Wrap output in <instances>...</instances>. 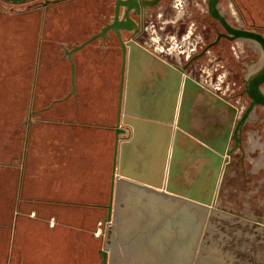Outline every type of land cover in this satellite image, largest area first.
Here are the masks:
<instances>
[{
	"label": "rangeland",
	"instance_id": "1",
	"mask_svg": "<svg viewBox=\"0 0 264 264\" xmlns=\"http://www.w3.org/2000/svg\"><path fill=\"white\" fill-rule=\"evenodd\" d=\"M44 1L0 0V56L16 59L17 70L16 85L11 80L9 87L2 86L1 101L11 99L14 91L18 101L30 99L29 73L31 70L34 93L36 69H41L43 63L40 53L45 73L50 75V88L57 81L63 82L64 75L68 82L71 68L64 48L88 39L114 13V0H51L43 5ZM153 1L144 0L146 8ZM191 1L197 5L202 2ZM188 2L162 1L159 14L153 9L148 20L146 37L134 39L127 35L137 46L132 52L123 122L136 136L126 140L120 150L122 173L116 174L112 219L98 222L103 249L112 254V264H264V220L249 219L264 214V172L256 175L249 160L239 164L236 155L225 160L222 167L210 165L197 181L209 158L195 154L205 150L220 152L228 147V135L251 99L246 92L248 81L264 66V50L254 40L222 38L187 66L191 56L214 41L219 31H225L209 14L205 36L202 25L197 23L205 10L197 6L194 17L187 12ZM219 9L232 25L264 34V0H220ZM185 11L189 18L179 35V20ZM153 55L168 64V71L153 77L149 74L147 79L145 57ZM76 59L81 60L84 72L82 95L86 100L90 95L92 100L110 99L112 107L107 119L113 120L121 63L118 42L108 41L106 45L97 39L77 53ZM170 66L186 71L190 83L186 86L183 82L175 93L164 84L158 92L157 85L173 73ZM127 74L126 70V77ZM126 87L125 78L124 94ZM262 88L264 91V84ZM41 94L39 76L34 95L45 103L51 100ZM154 100L161 102L155 111L157 121L165 125L161 127L167 132L166 146L159 165V159L153 165L150 157L142 165L144 171L135 172L136 157L128 149L137 140L138 124L152 118ZM259 115L261 124L250 126L245 132L247 137L244 135L248 150L253 135L264 139V107H260ZM256 116L255 112L252 119ZM229 131L226 145L224 137ZM180 148L191 155L176 156Z\"/></svg>",
	"mask_w": 264,
	"mask_h": 264
},
{
	"label": "crops",
	"instance_id": "2",
	"mask_svg": "<svg viewBox=\"0 0 264 264\" xmlns=\"http://www.w3.org/2000/svg\"><path fill=\"white\" fill-rule=\"evenodd\" d=\"M96 40L73 54L76 63L74 93L72 66L68 57L71 68L69 81L66 82L64 75L63 82L57 81L50 88V75L45 73L44 56L40 53L43 63L41 69H36L34 93L31 70L29 73L30 99L18 101L14 91L8 101L0 100V264H103L101 250L105 243L99 234L98 222L108 221L122 57L114 119L109 120L110 99L92 100L90 95L86 100L82 95L85 89L84 72L81 60L76 59L77 53ZM130 56L129 53L120 123L125 128L123 116ZM153 56L158 59L145 57L147 79L149 74L153 77L168 71V64L159 61V55ZM170 68L183 73V83L186 71ZM16 71V59L0 56V93L2 86L7 84L9 87L12 81L16 85ZM27 75L26 70L25 77ZM39 76L42 97L51 98L47 103L37 100L34 95ZM156 89L160 92L163 86L157 85ZM25 96L27 98V90ZM160 104L159 100H154L152 118L149 116L138 124L137 140L128 149L132 152L131 156L136 157L135 172L144 171L142 165L147 164L150 157L153 165L158 159L160 164L162 150L166 146L164 141L167 140V132L161 127L165 125L157 121L159 116L155 111ZM127 129L129 136L119 135L118 156L123 142L136 136L133 129ZM174 135L175 131L170 137L172 141ZM169 148L171 156L172 145ZM203 152L195 154L199 156ZM177 155L187 157L191 154L180 148ZM106 251L108 264H112V254L108 249Z\"/></svg>",
	"mask_w": 264,
	"mask_h": 264
},
{
	"label": "water",
	"instance_id": "3",
	"mask_svg": "<svg viewBox=\"0 0 264 264\" xmlns=\"http://www.w3.org/2000/svg\"><path fill=\"white\" fill-rule=\"evenodd\" d=\"M7 1H10L12 3H21V2L28 1V0H7ZM54 1H60V0H54ZM50 2H51V0H45L43 2V4L46 5ZM121 5L126 6L124 18L120 17V6ZM209 5H210V13L214 17L218 18L220 20V22L223 24V26L225 27V29L227 30V32L220 33L218 36V39L221 36H225V37L232 39V40L233 39H250V40H254V41L258 42L264 50V35L262 33H259L257 31L250 30V29L239 28V27L232 25L230 23V21L226 18V16L222 13V11L219 9V0H209ZM140 6H141L140 0H117L116 1L115 16L113 17L112 23H107L105 26H103L101 28L100 32L93 34L90 38L83 41L81 44H75L72 48H68V47L64 48L65 54L67 55V57L71 63V66H72V86H73L72 93H74L76 90V82H75L76 63H75V60L73 58V54L76 51L80 50L81 48H83L84 46H86L87 44H89L90 42H92L94 39H96L98 37L105 38L108 30H114L115 31V33L117 34V36L120 40L121 46H122L123 60H122L121 86H120V106H119L118 122L115 126V130L117 133V140H116V149H115V159H114V164H113L112 193H111V200H110V203L108 205V208H109L108 220L112 219L116 174L122 173L121 169H119V156H118L119 135L120 134H122L123 136H129L130 135L127 128L120 126L121 112H122V98H123L125 72H126V63H127V57H128L127 56L128 46H131V48H132L131 52H130L131 61H132L133 49L136 48V46H137V44L134 41H128L127 43L125 42V40L122 37V30L130 31V32L135 31L134 26H136V22L130 16V11L133 8H136L137 11H139ZM151 58L156 59V60L158 59L155 56H151ZM130 70H131V65H130ZM182 81H183V73L180 70H173L172 75L167 79V81H165L161 85L162 86L166 85V87L169 88V90H170V88H172V89H174V92H175V91L180 90ZM184 82L187 86L190 83L189 78H187V77L184 78ZM263 83H264V66L259 73L255 74L248 81L246 91L248 92L249 96L252 98V101H251L250 105L248 106V108L246 109V111L244 112L243 116L238 121L236 127L234 128V138L236 140L237 145L240 142L239 132L241 130L242 125L245 123V121L249 117L250 113L252 112V110L254 109V107L257 104H264V91L262 90V84ZM128 86H129V82H128ZM123 121H125L124 117H123ZM228 133L229 132H227L225 134V137H224L226 145H227L226 136ZM123 144H124V142H123ZM123 144H122V146H123ZM225 148H222V150L220 152H215L213 150H205L203 153L198 154L199 156L201 155L204 157H208L209 162L207 163V165L204 166V168L202 170V174L198 177L197 181H200V179H202L203 175L206 173V171L208 170V167L210 165L213 164L217 167L223 166L224 161L227 159V157L234 150L231 148L225 150ZM117 157H118V159H117ZM117 163H118V167H117V172H116ZM191 196L192 195L190 194L189 197L191 198ZM210 201H212V197H211V199L208 200V203H210ZM101 254L103 256V264H108V252L105 249H102Z\"/></svg>",
	"mask_w": 264,
	"mask_h": 264
},
{
	"label": "flooded vegetation",
	"instance_id": "4",
	"mask_svg": "<svg viewBox=\"0 0 264 264\" xmlns=\"http://www.w3.org/2000/svg\"><path fill=\"white\" fill-rule=\"evenodd\" d=\"M116 1L117 0H114V13L112 15V18L110 20L106 21L103 26H105L107 23H112L113 22V17L115 16ZM162 1H164V0H154V3L151 4L152 6H149V7L146 8V4H145L144 0H140V3H141L140 10L137 11L136 8H133L130 11V16L136 22V26H134L135 31H132V32L126 31V30H122V37H123V39L125 40L126 43L130 40V37H127L128 34L132 35V38H134V39L137 38L138 36H140L141 38L147 36V34H148V32H147L148 20L149 21L151 20L150 16L153 15V13H152L153 9H155L156 12H157L159 4L162 3ZM48 4H46V5H48ZM43 5H45V4H43ZM185 6L187 8V12L193 13L194 17H195V13L194 12L196 11L197 6H199L202 10L203 9L205 10V14L203 16H201V18L198 19L197 23L202 25L201 31L206 36L207 31H208V15L210 14L212 17H214L210 13L209 0H202V2H200L199 5L192 4V1L189 0V2ZM125 10H126V6L121 5L120 6V17L121 18H124ZM187 12L185 11V16L181 17L180 20H179V23H180L179 35H180L182 30L186 29L185 25L188 22V18H189V17L187 18V16H186V15H188ZM157 14H159V13L157 12L156 15ZM198 17H200V15ZM214 18L217 19L220 22V20L218 18H216V17H214ZM196 27L199 28V26H196ZM101 28L96 33L100 32ZM243 29H247V28H243ZM250 30H252V29H250ZM254 31H256V29ZM222 32H227V30L225 29V31H219L218 34H217L216 39L214 41L208 43L203 50H201L200 52H198V53L194 54L193 56H191V59L189 60L188 63H186V65L189 66L192 62L196 61L199 57H202L208 51V49H210L212 46L218 44L222 38H227L225 36H221L218 39L219 34L222 33ZM257 32L261 33L260 31H257ZM97 39H101L106 45L108 44V41H110V42L112 41L113 42V41L116 40V42H118V44H119L120 51H121V57H122V60H123L122 46H121L120 40H119V38H118V36H117V34L115 33L114 30H108L105 38L98 37ZM227 39H229V38H227ZM262 90H263V88H262ZM251 101H252V98L250 99V102L247 105L246 109L250 105ZM260 107L263 108L264 104H257L254 107V109L252 110V112L250 113V115L247 118V120L245 121V123L242 125L241 130L239 132L240 142H239L238 145H237L236 140L234 138V128L236 127V125H237L238 121L240 120V118L243 116V114L246 111V109L239 115V117L235 121V124H234L235 127H233V130H232V132L230 134V141L228 143V148H231V149H234V150L232 151V153L226 159V161H227V160H230L231 157L234 158L236 155H239L238 159L235 157L236 158L235 160H237V163H239V164H245V161L248 159L249 160L248 163H249V166L251 168V171L253 173H256V175H260L261 173L264 172V139L256 138L253 135V137L250 139V143L251 144H249L250 147H249V150H248L247 147L245 146L246 144L244 143V135L247 137V133L245 134V132L247 131V129L250 126L251 127L252 126L256 127L257 125L261 124L262 115H259ZM255 112L257 113V116L255 117V119H252V115ZM261 188H264V185H261ZM249 219H250V221L256 220V222L260 221V220H264V214H256V215H254V217H251Z\"/></svg>",
	"mask_w": 264,
	"mask_h": 264
},
{
	"label": "bare ground",
	"instance_id": "5",
	"mask_svg": "<svg viewBox=\"0 0 264 264\" xmlns=\"http://www.w3.org/2000/svg\"><path fill=\"white\" fill-rule=\"evenodd\" d=\"M131 49H132L131 46L128 47L127 56H128V54L130 53ZM127 58H128V57H127ZM128 65H129V62H128ZM260 71H261V70H260ZM260 71H259V72H260ZM259 72H258V73H259ZM126 79H127V77H126ZM228 136H229V138H230V135H228ZM119 140H120V137H119ZM227 149H229V148L227 147L225 150H227ZM117 159H118V158H117ZM117 167H118V163H117V166H116V172H117ZM116 172H115V173H116Z\"/></svg>",
	"mask_w": 264,
	"mask_h": 264
}]
</instances>
